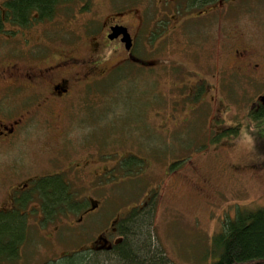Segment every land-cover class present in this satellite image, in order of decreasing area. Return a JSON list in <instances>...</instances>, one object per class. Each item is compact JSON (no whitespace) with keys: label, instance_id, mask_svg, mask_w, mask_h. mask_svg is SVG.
Masks as SVG:
<instances>
[{"label":"flooded vegetation","instance_id":"af4514ba","mask_svg":"<svg viewBox=\"0 0 264 264\" xmlns=\"http://www.w3.org/2000/svg\"><path fill=\"white\" fill-rule=\"evenodd\" d=\"M143 1L149 0H57L50 15L35 9L28 18L19 20L13 17L14 0H1L0 264H28L26 248L33 240L32 235L36 236L38 245L43 243L46 225L57 222L48 233L50 242L54 243L61 223L72 218L74 222L69 225L73 226L75 221L79 225L89 214L101 209V201L92 195L86 197L82 207L77 206L75 186L85 178L89 182L84 186L93 191L108 188L111 177H120L116 182L120 185L127 182L123 177L145 178L159 170L161 176L154 188L163 192L175 177L189 181L188 177L201 174L200 167L210 156L214 157L213 167L219 162L217 167L225 174L256 176L263 171L261 160L257 164L252 161L238 164L230 158L226 161L219 158L222 152L230 154L237 141L232 131L236 127L222 124L223 108L218 106V101H224L219 98L224 89L230 93L235 91L238 76L246 77L255 84L245 88V93L257 95L256 100L247 104L249 110L257 113L264 109V80H261L264 77L260 72L264 54L259 53V47L238 24L229 36L220 35L214 47L205 45V34L212 31L210 26L221 27L222 16L228 13L248 14L253 9V0H152L153 8L143 7ZM258 1V8L264 9V0ZM136 12L142 16H149L150 12L151 24H138ZM66 15L69 18L63 21L61 18ZM254 15L256 23L259 15ZM102 16L104 21L99 20ZM189 22L199 25L202 38L199 47L194 48L185 36ZM248 25L253 27L251 21ZM115 27L127 29L131 38L129 47L123 41V34H114ZM166 39L173 42L172 54L178 56L170 57V62L165 64L172 99H176L166 107L164 117L154 114L153 108L151 117L156 127L150 122L148 128L153 130V135L155 131L159 133L154 137L166 139V152L158 160L153 135L149 130L142 132L146 138L142 140L139 130L133 143L123 142L126 147H119L117 153L108 147L109 109L98 100L102 102L103 97L115 91L119 93L117 96L124 94L128 85L121 86L122 82L127 80L129 84L135 76H157L159 62L154 55L159 52L157 45ZM90 41L92 46L85 47ZM140 44L150 49L149 57L141 56ZM223 59L231 62L230 67ZM190 63L197 68L191 69ZM123 70L128 71L127 75ZM210 105L216 107V113L207 128H201L203 112ZM31 124L41 131L44 150L49 152L40 160L43 165L40 173L27 177L21 163V160L25 163V156L13 151L24 148ZM101 127L107 129V137L92 138ZM121 130L118 131L120 138L125 134ZM191 131L197 135L189 146ZM257 149L264 152V146ZM50 179L64 187L68 199L67 205L53 211L46 209L47 196L41 186ZM209 179L202 186L195 183L194 188L205 190ZM150 192L129 207L127 213L147 205L152 199ZM94 204L97 207L92 209ZM16 219L20 221L21 234L12 242L13 236L7 231L14 229ZM102 219L93 232L92 227L86 226L87 240L77 253H88L91 257L103 255L114 252L125 241L126 229L120 227L129 218L119 215L110 222Z\"/></svg>","mask_w":264,"mask_h":264},{"label":"rangeland","instance_id":"374dc122","mask_svg":"<svg viewBox=\"0 0 264 264\" xmlns=\"http://www.w3.org/2000/svg\"><path fill=\"white\" fill-rule=\"evenodd\" d=\"M141 3L143 7L153 8L152 0ZM116 4H118V1ZM252 4L253 9L248 14L228 13L222 16L221 27L218 24L214 29L210 26L212 31L205 34L206 47H214L220 35L222 38L229 36L235 24H238L251 42L259 47V53L264 54V9L258 8L260 4L258 0H253ZM256 13L259 15L257 16L259 20L255 23L254 14ZM135 15L138 24H151L150 12L148 13L149 16H142L139 12H136ZM105 16H102L99 20L104 21ZM67 18H69L68 15L61 19L64 21ZM219 20H221L220 17ZM213 21L214 18L211 20L212 25ZM250 21L253 27L248 25ZM160 24L165 23L161 22ZM197 26H199L197 23H187L185 29V34L187 35L184 34L191 40V44H194V48L196 46L199 47L201 44L199 41L202 40ZM228 39L235 46L231 38L228 37ZM82 46H84V43H82ZM91 46V41L85 44L87 48ZM173 46L174 44L170 39L161 40V43L157 45L159 52L154 55L157 58V62H159L157 76H135L129 84L126 83L127 80L122 82L121 86L128 85L124 94L117 96L119 93L115 91L113 94L103 97L102 102L98 100L99 104L109 109V116L107 117L110 123L108 147L111 150H115L118 153L120 151L119 147H126L123 142L133 143L132 141H134V137L138 136L137 132L139 130L141 131V139L146 140L142 136V132H147L151 126L154 129L156 127L155 119L151 117L153 108L154 114L158 115V117H164L166 115V107L173 103L172 100L176 99V97L172 99L173 92L167 81L165 69V64L167 65L170 62V57H178L172 54ZM4 49L7 50V48ZM140 50H142L141 56H150L149 48L140 44ZM223 61H225L227 67H230L231 62L229 60L223 59ZM190 65L191 69L197 68L196 65L191 63ZM123 71L127 75L128 71ZM260 72L264 77V65ZM112 80L113 74L110 78V81ZM261 80H264V78H261ZM254 84L255 82L248 80L246 77L238 76L235 81V91L230 93L229 91L227 92V89H224L219 96L221 100L222 98L224 99L222 102L218 101V106L221 109L223 108L222 124L227 127L229 124H233L236 127L232 131L235 132L233 139L237 141L236 148L230 154L222 152L219 155V158L223 161L230 158L238 164L251 161L257 164L260 160L264 162V152L257 149L264 146V115L260 118L254 117L256 112L250 111L247 104H251V102L256 100L257 95L253 97L249 95L251 93L248 94L244 91L245 88L249 89ZM94 103L97 104L96 102ZM210 106L211 108L207 107L203 112L199 125L201 128L206 129L212 121V116L216 113V107ZM80 122L84 121L79 120ZM137 126H141V128L139 129ZM119 128H122L125 133L122 138L118 134ZM85 131L87 132V129ZM152 131L149 130L150 135H153ZM40 134L41 131L38 130L37 125L31 124L24 148L19 151H13L14 153H23V156H25V163L22 160L21 163H23L27 177L28 175L40 173L41 169H43L40 160L44 157V153L49 152V150H44V140H42ZM156 134L159 133L155 131L154 135L151 136L153 139H151L154 141L152 142L154 146L158 148V160H161L159 159L162 157L161 153L166 152L164 150L166 139L164 137L163 139L154 137ZM190 135L192 136L188 140L189 146L193 144L192 139L197 134L195 131H191ZM101 136L107 137V129L106 131L103 127L97 129L93 133L92 138H101ZM171 145L176 147L174 143H171ZM128 148L133 149L131 146ZM190 149L191 147L189 151H191ZM213 161V156L208 157L202 163V165L206 163L202 169L200 167V172L202 173L188 177L189 181H183L181 177L173 178L171 180L173 183L163 192H160L157 188L155 191L154 188L161 176L159 170L147 175L148 177L145 178L123 177L127 182L120 185L116 184L120 177H111L108 188L94 189L93 191L84 186L85 183L89 182L88 178L77 181L75 186L77 206L81 205L82 207L86 204V197L92 195L95 200L101 201V209L96 213L89 214L86 220L79 225L75 221V224L70 226L69 223L73 221L72 218L61 223L54 243L50 242L48 233L58 223H48L46 225V238L42 240L43 243L38 245L36 236H31L33 240L26 248L28 251V256H26V261L28 259L27 263L101 264L102 256L99 254L91 257L88 253H77V250L79 251L85 240H87L84 230L88 226L92 227V232L95 231L96 225L102 217L103 221L107 220L110 222L116 216L121 215V217L129 218L128 223L137 222L133 230L137 231V235L141 239L139 245L141 244L142 247H145L150 244L151 250H162L170 260L168 264H213L220 258V250L214 241L215 236L222 230L224 224L229 220H234L239 210L255 211L264 205V168L261 174L256 176L249 173L225 174L222 168L217 167L219 162L213 167ZM209 177L208 184L204 186L205 190H196L194 188L195 183L202 186L204 180ZM148 190H151V201L147 205L142 206V208L133 209L130 213H127L128 208L133 204L139 203V200L144 197ZM133 213L135 214L134 219H130V215ZM75 217H78V214ZM61 251H65L62 256H60ZM114 260V255L110 253L105 264H115Z\"/></svg>","mask_w":264,"mask_h":264},{"label":"trees","instance_id":"16d2710c","mask_svg":"<svg viewBox=\"0 0 264 264\" xmlns=\"http://www.w3.org/2000/svg\"><path fill=\"white\" fill-rule=\"evenodd\" d=\"M56 2L57 0H14L13 17L24 20L35 9L40 14L50 15ZM263 115L264 109L255 113L254 117L260 118ZM41 186L47 196V210L53 211L58 206L67 205L68 199L64 187L56 180L50 179ZM134 215V213L131 214L130 219H134ZM14 224V229L7 231L13 236L12 242L16 241L21 234L20 221L16 219ZM134 225L136 226L137 222L122 224L121 230L126 229L125 241L114 252L101 255V264L108 261L110 253L114 255L115 264H168L170 260L162 250V252L151 250L150 244L145 247L139 245L141 239L137 231L133 230ZM214 241L220 250V258L213 264H264V205L255 211L239 210L234 220H229L224 224Z\"/></svg>","mask_w":264,"mask_h":264},{"label":"water","instance_id":"95a60500","mask_svg":"<svg viewBox=\"0 0 264 264\" xmlns=\"http://www.w3.org/2000/svg\"><path fill=\"white\" fill-rule=\"evenodd\" d=\"M113 31H114V34L115 35L123 34V36H124L123 37V41L126 43V46L127 47H129L131 45V38H130V35H129V33H128V31H127L126 28H124V27H115L113 29ZM96 207H97V205L94 204L93 207H92V209H94Z\"/></svg>","mask_w":264,"mask_h":264}]
</instances>
